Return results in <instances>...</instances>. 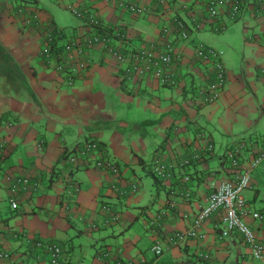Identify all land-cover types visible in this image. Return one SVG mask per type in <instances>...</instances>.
<instances>
[{"label":"crops","instance_id":"obj_1","mask_svg":"<svg viewBox=\"0 0 264 264\" xmlns=\"http://www.w3.org/2000/svg\"><path fill=\"white\" fill-rule=\"evenodd\" d=\"M132 1L145 6L146 10L139 16L130 14L128 19L124 17L127 12L121 11L112 0H76L74 6L92 10L103 23L120 25L126 36L124 46L128 48L157 40L161 27L169 25L174 14L197 18L201 27L191 30L195 33L206 24L219 31L228 18L229 6L224 2L218 5L214 19H210L204 10L208 0H166L164 7H155L151 0ZM58 2L60 11H66L68 2ZM17 7H22L23 14L16 10ZM29 9L36 13L39 23L24 22L25 10ZM239 10L232 20L247 15L264 32V0H242ZM143 15L148 20L147 30L134 26L136 18ZM70 17L74 19L73 24L64 22L63 26H58L47 9L30 2L0 1V201L5 200V211L14 222L9 228L8 222L0 220V249L8 253V257H0V264H50L44 250L31 243L35 238L61 247L63 254L59 264H82L83 260L69 255L63 244L66 242L71 247L73 239L78 240L80 234L98 239L88 264H113L115 259H144L148 264H260L250 257L237 233L219 236L220 212L203 220L198 228L204 235L201 239L168 244L165 238L173 230L191 226L192 215L204 203L208 178L228 176L230 165L222 157L227 147L231 148L239 139H257L264 135L253 134L248 129L256 119L251 121L246 110L230 117L223 115L216 119L215 125L230 137V141L217 155L218 163L209 165L214 157L212 150L199 160L177 164L182 156L202 145L203 140L211 141L210 133H205L196 117L211 122L220 105L225 110L231 103H239L236 101L239 98L225 85L211 103L202 104L197 98V101L185 98V90L193 87L192 77L195 75L203 86L210 72L206 62L196 60L199 65H195L192 49L196 35L190 37V32L185 40L173 32L167 35L180 52L175 66L177 81L172 85L159 84L149 76L124 81L117 61L98 47L88 51L87 66L68 84L49 61L42 59L39 49L45 25L59 29L61 33L67 28L72 35L84 30V24L72 15ZM260 48L264 50V44ZM258 73L259 78L245 80L251 79L255 87L261 85L264 103V68ZM174 90L182 94L181 102L174 98ZM262 107L259 116L264 117V105ZM133 108L140 114L131 112ZM132 115L135 118H128ZM261 121L264 126V120ZM235 124H240V128L234 131ZM149 136L151 140H148ZM90 139L99 141L107 154L111 153L118 166L117 174L93 166L91 157L75 166L65 161L74 144ZM211 143L213 145V141ZM154 157L174 164L173 174L160 179L157 185L152 182L155 193L147 196L145 204H139L141 194L135 193L137 188L129 191V184L134 181L132 176L136 169L151 168ZM249 157V148L241 147L238 160L242 165L247 164ZM139 158L141 162H138ZM254 168L249 170L250 183L242 190V195L251 210L264 215V195L261 198L263 205L254 206L260 191L264 192L261 189L264 178L253 174ZM127 169L132 172L131 176L127 175ZM25 175L34 181V187L14 194L9 180ZM182 176L187 177L184 183L190 192L187 199L177 193ZM115 188L122 192L118 193ZM9 197L15 198V209L9 207ZM120 198L130 203V214L122 216L111 209V200ZM111 215L116 218H110ZM136 216L142 218L145 247L139 246L138 234L129 232ZM150 219L158 221V233L151 232L146 226ZM244 219L257 236L264 235V216L253 220L244 215ZM75 220L82 222L85 233L75 227ZM108 225L112 227L108 233L110 243L103 239L104 233L99 230ZM74 230L73 235L78 236L71 238ZM95 231L98 233L94 237ZM156 238L162 252L154 256L149 246ZM146 248L148 256L143 253ZM106 249L109 255L103 256L101 251Z\"/></svg>","mask_w":264,"mask_h":264},{"label":"built area","instance_id":"obj_2","mask_svg":"<svg viewBox=\"0 0 264 264\" xmlns=\"http://www.w3.org/2000/svg\"><path fill=\"white\" fill-rule=\"evenodd\" d=\"M155 7L166 6V0H151ZM259 1V0H256ZM121 11L131 15L139 16L146 10L145 6L137 4L132 0H112ZM228 4L227 17L233 19L239 13L242 6V0H208L205 5L206 15L214 19L217 14L216 5L221 3ZM24 5L23 3L21 4ZM22 8V7H21ZM21 8H16L20 12ZM25 9V8H24ZM66 9L73 16L83 21L84 30L77 35L65 37L59 29L45 25L43 27L42 45L39 49L40 56L46 62H50L53 69L62 74L63 81L70 84L72 77L81 69L85 68L89 62L88 51L94 47L114 58L120 65L122 71L120 76L129 80H137L142 77H151L159 84L171 85L177 79L175 66L179 59L180 52L176 44L167 39V35L173 32L179 39H188L191 30L201 27L197 18L189 17V24L178 14L170 18V24L164 25L160 29L159 38L153 42H146L142 45L126 48L124 41L126 36L121 32L120 25L103 23L102 18L93 11H89L82 6L66 5ZM23 12V9L21 13ZM23 16L25 23H39L35 12L25 10ZM23 14V13H22ZM113 40L117 41L116 43ZM193 58L198 61L206 62L210 66L208 80L197 92L198 101L207 104L215 101L222 90L225 82V70L221 60L220 51L208 46L207 44L197 42L193 45ZM260 140V141H259ZM212 143L205 139L202 145L192 149V152L182 156L177 164H187L190 161H196L210 154L213 150ZM247 147L250 150V157L246 165L238 160L241 147ZM73 150L66 155L65 161L70 165L87 160L91 157L93 166L107 169L115 174L118 173V166L113 159H110L106 150L101 147L95 139L84 140L74 144ZM222 157L229 163V174L227 177L220 179L215 177L208 178L207 192L204 196V203L197 208L191 219V226L186 229L173 230L165 235L168 244L185 242L190 238H202L203 233L198 231L204 219L209 215L220 212L222 226L219 229V236H225L230 232H235L241 241L248 248L250 257L260 264H264V235L257 236L251 225L244 219V215H249L253 220H260L264 215L259 211L251 210L245 203L242 190L249 186L250 168L260 167L264 172V136L257 139H239L231 148L225 150ZM83 159V160H82ZM152 173L159 179L163 180L173 174L174 164L166 162L159 157H154L150 164ZM213 175V172H210ZM187 177L181 178L178 186V194L187 199L190 192L185 186ZM9 186L13 193L25 191L26 188H33L34 181L31 182L27 175L17 176L9 180ZM75 188V187H74ZM120 193V189L115 188ZM136 190V184H129V191ZM9 207L16 208L14 197L8 199ZM171 203L173 200L171 199ZM110 218L116 217L111 215ZM158 221L150 219L146 221V226L153 233H158ZM158 237V236H157ZM35 246L44 250L47 254L50 264H59L63 254L61 247L53 242L44 241L41 238H35L31 242ZM151 253L156 256L162 252V248L157 238L149 246ZM103 256L109 255V250H102ZM0 257H8V253L0 249ZM113 264H148V261L140 259L137 261L128 259H115Z\"/></svg>","mask_w":264,"mask_h":264},{"label":"rangeland","instance_id":"obj_3","mask_svg":"<svg viewBox=\"0 0 264 264\" xmlns=\"http://www.w3.org/2000/svg\"><path fill=\"white\" fill-rule=\"evenodd\" d=\"M0 1L6 3H12V4H16L20 2H30L35 4V6L38 8L47 9L49 12H51L52 17L54 18L58 26H63L64 22H69L70 24H73L74 22L73 21L74 19L70 17L72 15L71 12H69L68 10L60 11V9L57 7L59 3L58 1L60 0H0ZM64 1L68 2L67 5L76 4V0H64ZM217 8L218 5H216V9ZM116 9L118 10V8ZM89 11L92 10L89 9ZM129 15H130L129 13H125L124 17L128 19ZM178 15L189 24V19L186 15L185 16L180 15L179 13ZM76 19L80 21L79 23L83 24V21L81 19L79 18ZM136 19L137 20L134 26H138L141 30H147L148 20L146 19V17H144L143 15L142 17H138ZM204 27L205 28L201 29L198 33H195V31L191 32L190 37L196 35L195 36V38L197 39V41H195L196 43L200 41L201 43L207 44L208 46L213 47L214 49L220 51L221 60L225 70V75H227V78H225L224 85L226 87H229L231 91L234 93V95L239 98L236 99V101H239V103L238 102L231 103L228 109H226L225 107L224 110L223 109L224 107L220 105L216 113H214L211 122H206L202 117H200V119H197L196 117L197 122L199 123V125L202 126L205 133L206 134L207 132L210 133L211 141H213L212 147H213L214 157H212V159L209 161V165L215 166L218 163L217 155L220 153L221 148L224 147V145L230 141V137L224 135L223 130L215 125L216 119H218L219 117L223 115L230 117V115H234L236 113L240 114L241 111L246 110V112L248 113L247 117H249L251 121H253V119H256V121L254 122L255 124L253 125L252 123L250 128L248 129H251V131L254 132V133L252 132L253 134H257V135L264 134V126L262 125L263 122L261 121V119L264 120V117H261V115L259 116L260 109L263 108L262 106L264 105L263 101L261 100V94L263 93V90L261 85L259 84H258L259 87H255L252 85L253 79H257L260 77L258 73L260 68H264V50L260 48V45L264 44V32L260 29L258 24H256V22L254 21H251V19L248 18L247 15H245L244 18H238L235 20H232L231 18L228 17L226 19L225 26L219 31H215L209 28L207 24ZM65 30L67 33L65 31L64 32L66 34L63 32L64 36L59 40L60 42L65 37H70L78 34L76 33L72 35L71 33H69L70 32L69 29L66 28ZM243 36H245L246 38H243ZM249 37H252L253 39H249ZM194 59H195V65L198 66L199 64H196V60L198 61V59L197 58ZM185 75L189 76L187 73ZM192 78H193V87L185 90L186 93L185 98L190 99L191 101H197L196 100V98L198 99L197 92L203 86L202 84L199 83L198 79H196L195 75ZM245 78H251L252 81H250L251 79L247 81L245 80ZM185 79L188 80L187 78ZM230 86L233 87L231 88ZM187 87L189 86L187 85ZM168 89L170 90V88ZM174 91H175L174 98L176 99L177 102H181L183 99L182 94L180 92H177L176 90ZM131 112H139V110L136 111V109L133 108ZM132 117H134V115L128 118H132ZM136 118H138V116H136ZM239 126L240 124H235L233 130L235 131L239 129L240 128ZM148 140H151L150 136L148 137ZM229 147L230 146H228L227 148L229 149ZM107 156L110 159H113V156L111 155L110 152H108ZM253 170H254L253 174H258L259 176L264 178V173L261 171L260 167H255ZM126 172L128 176L132 175V172L129 169H127ZM132 177L134 180L133 182L136 184V188H137L135 193L141 194V199L139 201V204H145L147 200L146 199L147 196H149L150 193H155V187L154 184L152 183V178L146 172V168L136 169L135 174ZM262 186L263 187L261 189H264V183ZM262 195H264V192L260 191L254 203L255 207L263 205L262 203L263 201L261 200ZM4 205H5V200H1L0 220L2 218L4 221L8 222L7 224L8 227L10 228L13 227L14 222L12 219H10L11 217H9L10 213L5 211L6 209ZM111 206L113 212H120L122 216L131 213L130 203H126V200L124 198L111 200ZM141 221L142 218L136 216V218L132 220V225L130 226L131 228L129 232H133L139 235L140 239L138 243L139 246L142 247L147 242L145 239V232L142 229ZM75 223H76L75 227L81 229L83 233H85L84 225L82 224V222L79 220H75ZM99 230H101L104 233L103 239L106 242L110 243L111 237L108 235V233L110 230H112V227L108 225L99 228ZM73 233H75V230L74 232L72 231L71 238L78 236L77 234L73 235ZM97 233L98 232L95 231V233L92 236L95 237ZM95 241H98V239L94 240L90 237H87V235L80 234L78 240L75 238L73 239V245H71V247L70 244H67L66 242L63 244L65 245V248L67 249L69 255L71 254L75 255L80 260L81 259L83 260L82 264H88L93 253V248L95 247V243H96ZM40 249L41 248H39V250ZM143 253H145V256H148L149 253L148 249L147 248L144 249Z\"/></svg>","mask_w":264,"mask_h":264},{"label":"trees","instance_id":"obj_4","mask_svg":"<svg viewBox=\"0 0 264 264\" xmlns=\"http://www.w3.org/2000/svg\"><path fill=\"white\" fill-rule=\"evenodd\" d=\"M121 32H122V31H121ZM121 78L124 79V81H125V80H129V79L125 78L124 76H121ZM122 79H121V80H122ZM130 81H131V80H130ZM171 85H172V84H171ZM257 138H258V137H257ZM98 142H99V141H98ZM99 143H100V142H99ZM138 162H141V159H140V158L138 159ZM69 165H70V164H69ZM71 166H73V165H71ZM74 166H75V165H74ZM146 172L151 176V178H152V182L155 183V184L157 185V184L159 183V180H160V179L157 178V177L152 173L151 168H149V169L146 168ZM160 181H161V180H160Z\"/></svg>","mask_w":264,"mask_h":264}]
</instances>
